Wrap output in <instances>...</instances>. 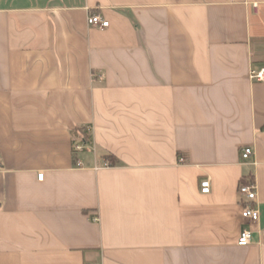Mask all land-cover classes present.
Returning <instances> with one entry per match:
<instances>
[{"label": "crops", "instance_id": "crops-1", "mask_svg": "<svg viewBox=\"0 0 264 264\" xmlns=\"http://www.w3.org/2000/svg\"><path fill=\"white\" fill-rule=\"evenodd\" d=\"M263 66L264 0H0V264H264Z\"/></svg>", "mask_w": 264, "mask_h": 264}, {"label": "built area", "instance_id": "built-area-1", "mask_svg": "<svg viewBox=\"0 0 264 264\" xmlns=\"http://www.w3.org/2000/svg\"><path fill=\"white\" fill-rule=\"evenodd\" d=\"M88 25L98 28H106L109 26V20L106 19L100 13H89L86 17ZM249 78L251 80L263 81L264 80V66L260 68H251L249 71ZM83 144L75 145V151L83 150ZM253 154L250 147L242 149L241 157L246 160L249 159ZM182 161V159H180ZM80 165V161L77 163ZM38 179H42L43 173L40 172L37 175ZM210 190V179L206 177L200 182L201 193H208ZM238 193L241 197V217L246 221L245 225L241 228L237 237L236 243L239 246H246L253 243L254 231L252 225L259 220V209L256 205L257 191L255 182L248 181L240 183L238 187ZM97 220V218H96ZM86 264H100V263H86Z\"/></svg>", "mask_w": 264, "mask_h": 264}, {"label": "trees", "instance_id": "trees-1", "mask_svg": "<svg viewBox=\"0 0 264 264\" xmlns=\"http://www.w3.org/2000/svg\"><path fill=\"white\" fill-rule=\"evenodd\" d=\"M71 135L73 137V142L77 138H81L82 141L88 142L90 135L83 127H75L71 130ZM74 151V150H73ZM75 152V151H74ZM109 160V164L114 165L116 163V158L112 157V155H107ZM253 179H249L248 181H252ZM245 177L242 178L241 183L248 182Z\"/></svg>", "mask_w": 264, "mask_h": 264}]
</instances>
